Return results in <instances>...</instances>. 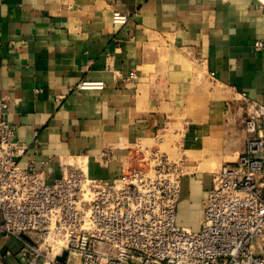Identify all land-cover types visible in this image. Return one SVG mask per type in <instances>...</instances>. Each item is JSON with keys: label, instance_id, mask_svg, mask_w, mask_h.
<instances>
[{"label": "crops", "instance_id": "obj_1", "mask_svg": "<svg viewBox=\"0 0 264 264\" xmlns=\"http://www.w3.org/2000/svg\"><path fill=\"white\" fill-rule=\"evenodd\" d=\"M256 42L264 0H0V93L29 146L20 164L53 181L61 165L87 163L108 182L138 150L161 149L190 169L178 223L200 230L213 171L245 150L244 119L264 108Z\"/></svg>", "mask_w": 264, "mask_h": 264}, {"label": "built area", "instance_id": "obj_2", "mask_svg": "<svg viewBox=\"0 0 264 264\" xmlns=\"http://www.w3.org/2000/svg\"><path fill=\"white\" fill-rule=\"evenodd\" d=\"M112 19L126 25L129 16L116 10ZM254 48L262 52L264 43ZM9 106L0 93V264H264V108L244 119L245 150L213 173L194 231L178 223L183 161L145 148L111 181L92 177L82 162L61 165L62 176L49 181L35 161L20 164L29 146ZM112 156L105 150L102 164Z\"/></svg>", "mask_w": 264, "mask_h": 264}, {"label": "rangeland", "instance_id": "obj_3", "mask_svg": "<svg viewBox=\"0 0 264 264\" xmlns=\"http://www.w3.org/2000/svg\"><path fill=\"white\" fill-rule=\"evenodd\" d=\"M166 137H168V136H166ZM177 141H176V147H179V145H180V137H177V139H176ZM161 150V149H160ZM162 152H164L163 150H161ZM172 160H175V159H173L172 157H170ZM221 168V167H220ZM220 168H218V169H216V170H214L213 171V173L214 172H216V171H218ZM187 171H190V169L188 168V167H186L185 166V172H187ZM187 190V195H188V189H186ZM187 195H185L184 196V199H183V204L185 205L186 204V199H187ZM12 244V243H11Z\"/></svg>", "mask_w": 264, "mask_h": 264}, {"label": "water", "instance_id": "obj_4", "mask_svg": "<svg viewBox=\"0 0 264 264\" xmlns=\"http://www.w3.org/2000/svg\"><path fill=\"white\" fill-rule=\"evenodd\" d=\"M66 256H67V254L65 253L63 257L59 258V260H60L61 262H64L65 259H66Z\"/></svg>", "mask_w": 264, "mask_h": 264}]
</instances>
